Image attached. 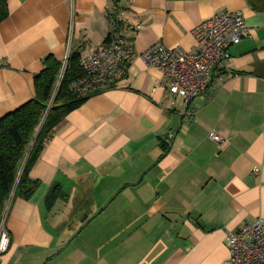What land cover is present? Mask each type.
Returning <instances> with one entry per match:
<instances>
[{"label": "crops", "instance_id": "1", "mask_svg": "<svg viewBox=\"0 0 264 264\" xmlns=\"http://www.w3.org/2000/svg\"><path fill=\"white\" fill-rule=\"evenodd\" d=\"M7 3L0 118L35 97L49 55L61 61L72 4L74 52L87 54L117 27L134 53L115 87L87 97L54 128L29 172L38 182L30 199L15 197L7 208L11 241L0 264H223L227 231L264 218V11L248 0ZM236 10L250 36L184 114V97L170 94L169 80L141 54L157 41L190 50L195 26ZM56 185L64 198L47 210Z\"/></svg>", "mask_w": 264, "mask_h": 264}, {"label": "built area", "instance_id": "2", "mask_svg": "<svg viewBox=\"0 0 264 264\" xmlns=\"http://www.w3.org/2000/svg\"><path fill=\"white\" fill-rule=\"evenodd\" d=\"M73 20L72 4L57 86L65 75L73 51ZM193 34L195 45L190 50L180 46L168 47L162 41H157L141 54L148 66L159 69L164 78L169 80V93L184 97V114H191L187 108L190 100L204 94L213 81L215 70L221 73L225 62L231 59V48L250 36V28L243 11H220L195 26ZM133 53L134 40L121 32H113L108 41L80 57L82 73L72 82L70 90L76 98H87L115 87L126 73ZM219 79H222V74ZM210 137L216 142L223 141L214 131L210 132ZM261 168V165H255L253 172L260 174ZM6 220L5 211L0 222V255L10 247ZM226 242L229 257L223 264H264V218L246 223L237 230L227 231Z\"/></svg>", "mask_w": 264, "mask_h": 264}, {"label": "trees", "instance_id": "3", "mask_svg": "<svg viewBox=\"0 0 264 264\" xmlns=\"http://www.w3.org/2000/svg\"><path fill=\"white\" fill-rule=\"evenodd\" d=\"M248 2L253 10L264 11V0ZM8 15L7 0H0V22ZM114 19L117 23L116 15ZM117 30L116 27L113 32ZM80 57L79 52L72 51L65 75L56 86L61 62L49 55L45 59L46 67L36 76L35 97L0 118V222L13 198L30 199L38 183L29 176L31 168L54 128L87 99L76 98L70 90L72 82L82 73ZM60 198H64V193L56 185L44 199L45 208L50 210Z\"/></svg>", "mask_w": 264, "mask_h": 264}, {"label": "rangeland", "instance_id": "4", "mask_svg": "<svg viewBox=\"0 0 264 264\" xmlns=\"http://www.w3.org/2000/svg\"><path fill=\"white\" fill-rule=\"evenodd\" d=\"M103 235H104V233H103L102 231H100L99 236L102 237ZM110 245H111V244H110ZM126 246H127V244H122L118 249H120V248H123V249H120V250L117 249V250H118L117 253H121V252H123ZM107 247H108L107 244H103L101 248H103V250H104V249H106ZM143 248H144V245L136 247L135 250H136L137 252H140ZM107 261H108V260H103V259H101L99 264H108Z\"/></svg>", "mask_w": 264, "mask_h": 264}, {"label": "water", "instance_id": "5", "mask_svg": "<svg viewBox=\"0 0 264 264\" xmlns=\"http://www.w3.org/2000/svg\"><path fill=\"white\" fill-rule=\"evenodd\" d=\"M39 131L37 132L36 136L38 135Z\"/></svg>", "mask_w": 264, "mask_h": 264}]
</instances>
